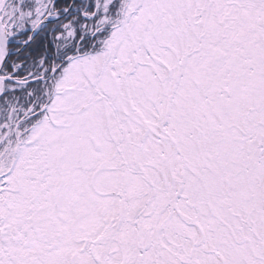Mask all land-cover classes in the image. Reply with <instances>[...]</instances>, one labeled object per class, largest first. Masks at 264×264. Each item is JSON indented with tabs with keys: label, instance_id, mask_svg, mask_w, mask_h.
I'll use <instances>...</instances> for the list:
<instances>
[{
	"label": "snow or ice",
	"instance_id": "1",
	"mask_svg": "<svg viewBox=\"0 0 264 264\" xmlns=\"http://www.w3.org/2000/svg\"><path fill=\"white\" fill-rule=\"evenodd\" d=\"M0 264H264V0H0Z\"/></svg>",
	"mask_w": 264,
	"mask_h": 264
}]
</instances>
